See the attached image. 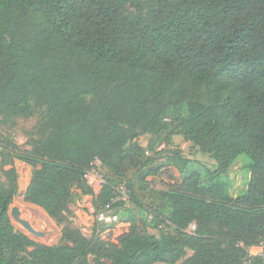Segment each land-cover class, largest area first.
I'll list each match as a JSON object with an SVG mask.
<instances>
[{
    "label": "trees",
    "instance_id": "16d2710c",
    "mask_svg": "<svg viewBox=\"0 0 264 264\" xmlns=\"http://www.w3.org/2000/svg\"><path fill=\"white\" fill-rule=\"evenodd\" d=\"M143 1L0 0V108L29 97L49 107L46 146H12L32 168L25 200L61 223L99 160L109 178L95 207L116 211L126 146L146 133L153 151L173 115L214 164L200 172L175 156L181 181L161 192L171 232L150 233L138 213L105 238L63 224L54 245L14 228L11 166L0 180V264H175L187 250L186 264H243L264 240V0H148L146 16L128 10ZM241 154L251 176L231 197L217 179Z\"/></svg>",
    "mask_w": 264,
    "mask_h": 264
},
{
    "label": "rangeland",
    "instance_id": "374dc122",
    "mask_svg": "<svg viewBox=\"0 0 264 264\" xmlns=\"http://www.w3.org/2000/svg\"><path fill=\"white\" fill-rule=\"evenodd\" d=\"M148 0H144L140 11L128 7L132 13L147 15ZM49 115L48 104H39L34 97L23 99L17 106L0 108V180L3 179L5 170L13 166L18 174L17 190L9 207L18 209L15 218L10 214L14 228L24 233L33 244L41 243L54 245L59 242L61 227L70 224L80 229L83 235L90 238L92 233L105 238L107 235H119L127 226L136 220L138 213L147 221V230L158 234L159 230L172 231L167 213L163 210L161 192L178 184L181 181L179 173V161L175 156L181 155L200 172L206 167H211L214 161L208 154L199 150L191 141L185 140L178 133V122L175 115L167 117L165 122L169 131L161 135V141L153 151H150L148 143H151L150 135L141 133L137 138L128 143L125 149L123 181H114L113 187L119 200L123 202L120 208L110 213L117 216L115 221H101L100 214L108 213L102 207H95V197L102 184L108 180V170L101 162L94 161L91 169L84 176L86 192L79 188L74 189V198L69 205V213L61 214V223L50 217L42 208L25 200L24 193L30 181L31 165L13 156L12 146L21 150H31L34 147H45L50 128L47 124ZM150 140V141H149ZM13 156V157H12ZM152 158L150 163H146ZM251 160L245 155H239L229 168L227 177H219L217 181L224 187L226 193L231 196H239L246 192L251 176ZM204 175V173H203ZM204 178L206 175L203 176ZM127 184L132 185L130 190ZM136 196L134 201L131 196ZM23 223H27L31 230ZM194 224H190L187 231H192ZM214 238L220 242L226 241L222 230H216ZM258 245L247 248V255L243 264H264V249ZM33 245L27 247L31 250ZM193 251L187 250L175 264H186L185 261ZM167 264V263H158Z\"/></svg>",
    "mask_w": 264,
    "mask_h": 264
},
{
    "label": "built area",
    "instance_id": "2783aa9c",
    "mask_svg": "<svg viewBox=\"0 0 264 264\" xmlns=\"http://www.w3.org/2000/svg\"><path fill=\"white\" fill-rule=\"evenodd\" d=\"M95 161H98V160H95ZM108 213H103V214H100L99 216V220L101 221H115L117 219V216L114 214V213H110L109 212V206L107 205L106 206V209H105ZM259 247L263 248L264 249V240L261 241L259 244H258ZM257 246V247H258ZM260 255H263L264 254L261 252Z\"/></svg>",
    "mask_w": 264,
    "mask_h": 264
},
{
    "label": "water",
    "instance_id": "95a60500",
    "mask_svg": "<svg viewBox=\"0 0 264 264\" xmlns=\"http://www.w3.org/2000/svg\"><path fill=\"white\" fill-rule=\"evenodd\" d=\"M12 215L13 217H17L18 216V209L16 208V207H13V208H11L10 209V211H9V215ZM23 225L27 228V229H29V230H31V227L27 224V223H23Z\"/></svg>",
    "mask_w": 264,
    "mask_h": 264
}]
</instances>
